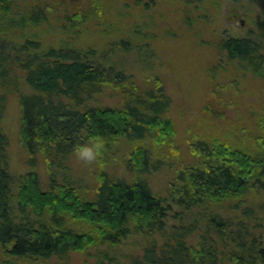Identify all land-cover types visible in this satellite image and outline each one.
Returning <instances> with one entry per match:
<instances>
[{
	"label": "trees",
	"instance_id": "trees-1",
	"mask_svg": "<svg viewBox=\"0 0 264 264\" xmlns=\"http://www.w3.org/2000/svg\"><path fill=\"white\" fill-rule=\"evenodd\" d=\"M133 1L147 8L156 0ZM84 8L70 25L95 13L92 0ZM47 19L39 2L22 8L19 0H0V121L7 94L19 91V74L26 88L18 96L19 138L30 166L19 175L10 171L0 126L5 255L63 264L70 253L89 250L94 264H121L123 257L128 264H264V108L228 113L211 75L202 107L207 128L189 141L190 160H169L166 192H155L147 175L166 164L168 149L173 153L175 126L163 80L136 74L134 64L149 66L153 51L132 36L146 33L131 27L100 55L69 43L42 48L35 38L15 40L16 29ZM258 28L216 40L220 54L255 76L264 73V26ZM107 89L118 96L116 104L100 101ZM124 142L130 179L102 166ZM88 147L103 163L90 184L74 178L68 164ZM40 158L45 181L34 169ZM125 245L133 248L127 255Z\"/></svg>",
	"mask_w": 264,
	"mask_h": 264
},
{
	"label": "rangeland",
	"instance_id": "rangeland-1",
	"mask_svg": "<svg viewBox=\"0 0 264 264\" xmlns=\"http://www.w3.org/2000/svg\"><path fill=\"white\" fill-rule=\"evenodd\" d=\"M88 1L19 0L22 8L33 2L41 3L47 9L48 19L36 27L16 29L14 38L20 42L27 37L35 38L42 48L69 43L82 49L94 48L97 50L96 55H100L106 51L109 42L125 36L131 27L141 26L139 29L146 33V38L132 36L133 41L145 42L143 45L148 44L153 53L149 58V66L141 61L134 64L140 70L136 74L140 76L143 71L144 74H158L172 100L168 115L174 121L175 134L171 139L175 141V149L172 150L173 153L168 149L169 159L166 164L147 175L151 188L165 194L166 183L172 177L174 168L169 164L172 161L179 163L180 160H190L189 141L194 139L196 133L207 128V123L202 121V107L206 95H210L211 75H214L215 85H221L219 88L225 94L224 108L228 113L235 114L238 108L244 112L264 108V73L255 76L248 69L238 67L236 61H230L223 53L220 54L216 46V40L222 35H241L248 30L258 33V26H264V3H249L246 0H156L145 8L135 5L133 0H92L95 13L85 19L82 17L75 26L70 25L68 21L76 16L77 11L87 10L84 7ZM17 76L19 91L7 94L6 107L0 121L1 129L8 138L9 169L14 175L30 169L27 153L19 138L18 96L26 88L21 76ZM2 91L0 88V92ZM98 97L102 103L109 105L118 101V96L110 89ZM89 103L94 101L89 100ZM216 105L214 108L221 110L217 103ZM129 146V143L124 142L116 157L105 164L95 159L88 147L68 161L70 173L74 178L90 184L103 166L118 176L125 175L130 179L132 175L126 172L122 162L128 156ZM34 169L38 171L41 180L45 181L46 170L41 158ZM131 250L133 248L130 245H125L122 252L127 255ZM88 251L70 253L63 264H94L95 259ZM5 261L10 264H62L56 258L31 260L25 257H8L0 246V264ZM119 263L128 264V260L123 257L119 259Z\"/></svg>",
	"mask_w": 264,
	"mask_h": 264
}]
</instances>
